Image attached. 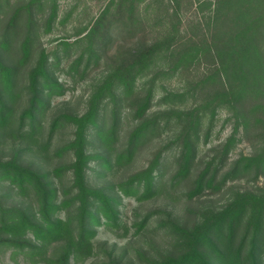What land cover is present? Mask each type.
Returning <instances> with one entry per match:
<instances>
[{
  "label": "trees",
  "instance_id": "16d2710c",
  "mask_svg": "<svg viewBox=\"0 0 264 264\" xmlns=\"http://www.w3.org/2000/svg\"><path fill=\"white\" fill-rule=\"evenodd\" d=\"M9 1L0 0V264H130V252L141 264H264V0H107L51 49L39 39L57 22V0ZM185 5L206 10L196 29L183 27ZM133 38L108 60V45ZM106 58L83 111L47 117L66 91L56 74L83 79ZM194 69L182 91L162 84ZM219 111L230 136L199 159ZM239 136L257 148L230 160ZM240 180L254 185L228 187ZM223 192L219 207L203 204ZM157 197L183 201L182 218L138 213ZM123 200L138 206L129 221ZM100 227L146 245L162 235L170 248L153 257L128 244L116 256Z\"/></svg>",
  "mask_w": 264,
  "mask_h": 264
},
{
  "label": "rangeland",
  "instance_id": "374dc122",
  "mask_svg": "<svg viewBox=\"0 0 264 264\" xmlns=\"http://www.w3.org/2000/svg\"><path fill=\"white\" fill-rule=\"evenodd\" d=\"M107 0H57L58 4V18L57 22L54 24L50 33L43 34L39 42L42 47L46 49H51L56 46V43L60 39H66L69 41H73L76 39V33L80 29L88 26L99 14L102 7L106 3ZM17 2H22V0H10L9 6L15 5ZM185 3V2H184ZM183 3V4H184ZM185 8L188 9L186 12H183V27L188 28V22H194V29L199 24H202L205 19L203 15L206 13L204 10V14L199 10L198 5H193L190 9L185 5ZM63 21L59 23L60 20ZM136 45L135 39H129L126 42L123 41H115L108 45V50L106 52V57L108 60L113 57L121 46L122 50H126V48H131ZM71 53H75V51L70 50ZM107 58L102 59L98 66H93L83 79H80V76L72 72L67 75L65 72H58L56 77L58 82L64 84L66 88L65 93L56 97L52 100L51 109L47 112V117L53 114H57L60 111L62 112H70V113H81L84 109L85 101L88 97L89 90L91 86L99 79L101 73L104 68L107 66ZM109 62V61H108ZM65 68V67H64ZM198 76V71L196 69L192 70L191 73L186 74L185 76L174 77L169 81L162 83L167 91H182L187 82L193 81ZM192 100L188 102V106L192 105ZM228 115L225 111H219L213 121L210 136L208 142L205 146L201 147V151L199 154V159H208L213 157V150H220V145H222L225 140L230 136L232 131V122L227 121ZM240 141L236 142V144L231 148V152L229 154V159H236L239 155H250L257 148V144L252 143L250 140L246 138H242L239 136ZM147 154L142 153L139 158L134 162V169L139 168L145 162ZM119 177V176H117ZM264 178H262L259 183H262ZM254 185V183H253ZM251 183H247L245 180L236 181L233 183H229L228 187L232 188H250L253 186ZM230 189H228L229 191ZM228 192L217 193L213 196L208 195L203 197V204L212 207H219L220 204L227 197ZM176 197V196H175ZM197 202L195 201L193 205L197 206ZM183 201H171L167 202L163 198H151L140 204L139 207L136 205L134 201L131 200H123L121 213L124 216L123 218L126 221L130 220L131 211L134 208L138 209L139 214H145L149 211L158 210V209H166L168 212L172 213V215L176 218L183 216ZM182 218V217H181ZM122 232L120 231L119 234ZM131 238V236L129 237ZM97 240L105 243L108 250H114V255L119 256L122 252L123 248L128 244L131 249H144L149 256H156L158 253L163 252L165 249L170 248V240L167 237H163L162 235L159 237H150V242L146 245L142 240L136 238H118L114 236L109 231L105 230L103 227L98 229ZM130 251V250H128ZM124 262H128L130 264H141L140 261L134 259V255L130 253L126 254L124 257ZM5 264H14L10 260L5 258Z\"/></svg>",
  "mask_w": 264,
  "mask_h": 264
}]
</instances>
